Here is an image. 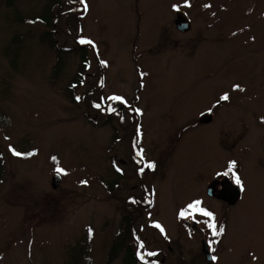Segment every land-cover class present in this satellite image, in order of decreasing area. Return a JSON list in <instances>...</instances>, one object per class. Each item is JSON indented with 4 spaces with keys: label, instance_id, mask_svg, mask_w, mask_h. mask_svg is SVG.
<instances>
[{
    "label": "rangeland",
    "instance_id": "obj_1",
    "mask_svg": "<svg viewBox=\"0 0 264 264\" xmlns=\"http://www.w3.org/2000/svg\"><path fill=\"white\" fill-rule=\"evenodd\" d=\"M85 3L86 11L79 0L63 3L54 29L57 45H95H84L88 65L72 102L68 84L79 55L64 52L54 74V50L41 39L48 28L12 21L14 13L40 14L45 0H0V109L8 117L0 126V264H106L126 198L142 199L146 187L153 201L133 223L144 245L138 241L139 258L209 264L201 252L206 238L187 229L193 220L207 224L188 208L200 201L217 230L224 227L210 239L217 241L209 249L214 264H264V0ZM174 8L190 18L187 32L174 28ZM14 34L24 35L15 67L3 51ZM93 91L103 111L90 106ZM112 102L129 122H107ZM206 110L213 119L199 123ZM13 147L26 156H14ZM233 161L244 192L229 206L205 188ZM55 173L60 183L52 188ZM102 180L116 182L110 189Z\"/></svg>",
    "mask_w": 264,
    "mask_h": 264
},
{
    "label": "trees",
    "instance_id": "obj_2",
    "mask_svg": "<svg viewBox=\"0 0 264 264\" xmlns=\"http://www.w3.org/2000/svg\"><path fill=\"white\" fill-rule=\"evenodd\" d=\"M67 0H45V5L43 7V10L40 14L36 16H21L20 14L14 13L15 18L12 20L17 23H22L24 21H32L35 22L39 20L41 23H43L47 28L48 31L41 33V39L45 42L49 43V46L54 50L56 59H57V64L54 67V74H58L60 71V66H61V55L64 52H74L79 55L80 63L79 67L75 73V75L69 80L68 88L70 89L69 95L71 96V101L75 102V92L74 89L76 86L81 84L84 79V75L86 74L85 71L87 69V55H86V47L84 45H77L75 44L72 47L65 48L63 46L57 45L56 41L54 39V29H56V19L58 17L57 12L60 11V8L62 7L63 3H65ZM7 5L12 6V0H7ZM61 12V11H60ZM63 13H68L67 11H63ZM24 41V35L22 34H14L11 38V45L6 46L4 48V53L10 58V63L13 67L16 66L17 63V58L19 56V51L21 44H23ZM77 41V40H76ZM97 91H93L89 94V98H91L90 106L95 107V103H99L98 99L97 101H93L95 99V94ZM112 108H115L117 112L111 114L109 113L108 109L103 112V114L106 116V120L108 123L111 121V117H116L118 118L117 120L119 123L124 125L126 122H129V117L126 115L127 113L122 114L121 110H119L120 105L116 104L115 102L111 103ZM101 106V105H100ZM96 111L102 110L103 107L97 108L95 107ZM8 117L7 114L0 109V126H3L7 123ZM90 122H92V119L88 118ZM89 122V123H90ZM129 131V130H127ZM125 130V132L127 133ZM16 151L20 152L22 156H26L25 150H19L18 148L13 147ZM1 157V153H0ZM2 176H3V162L0 160V182L2 181ZM103 184L105 187H110V189L113 187L114 183L116 181H103ZM145 194V204L149 203V197H153V190L149 187H146L144 190ZM126 208L129 210H133V212L128 213L125 211V214L123 216L121 224L124 225L121 227V230L118 236L114 239L113 242H111V245L109 247L108 253H107V258H106V264H111L115 258L119 255L121 252L124 256H122V263L123 264H148L142 261L138 254H139V248L137 247L138 243V237L136 234V231L134 229V219H135V214L137 213L136 209L139 206V203L137 204L134 199H128ZM150 206V205H149ZM136 236V238H135ZM157 264H160V262H157Z\"/></svg>",
    "mask_w": 264,
    "mask_h": 264
},
{
    "label": "snow or ice",
    "instance_id": "obj_3",
    "mask_svg": "<svg viewBox=\"0 0 264 264\" xmlns=\"http://www.w3.org/2000/svg\"><path fill=\"white\" fill-rule=\"evenodd\" d=\"M79 2L82 3V4H84L85 11H86L88 6L85 3V0H79ZM206 7H208V6L206 5ZM176 10L179 11L178 8H176ZM78 42L80 44H89V45H92L93 47H95L94 43L91 40H88V39H80ZM101 64L104 65V66H106V62H104V61H101ZM143 75H145V74H142V77H143ZM237 87H239V86H237ZM76 99L79 100L80 98L77 97ZM108 99H110L112 101L120 102V103H125L124 99L122 97H120V96H112V97H109ZM228 99H229V96L227 94H225V95H223V96L220 97V100H223V101H227ZM95 107L100 108L101 106L99 104H97V105H95ZM108 111L109 112H113V113L117 112V110L115 108H112L111 106H109ZM135 111L137 112V114H142L140 112V109H136ZM137 133H138V135L140 134L139 133V129H137ZM9 150L12 152V154L14 156L19 157V156L22 155L20 152L16 151L15 149L10 148ZM28 155H34V153H29ZM136 155L140 158L137 161V163L138 164H142L143 163V149H140L136 153ZM53 159H55V158H53ZM145 167L148 168V169H153L154 170L155 167H156V165L154 163H148V164L145 165ZM236 167H237L236 162L235 161L231 162L229 164V166H228V170L226 172H224L223 175L224 176H227L229 173H232V176H233V178L235 180V183L237 185H240L241 186V189L243 190V185H242V182H241V178L238 175H236V172L234 171L236 169ZM56 171L58 173H60V172L63 171V169L57 168ZM139 171H140V173H143L144 168H140ZM84 183H87V182L85 181ZM200 204H201L200 201H195L193 204H190L188 206V208L190 210H192L190 214H193L194 215L196 212H199L201 215H203L205 217H208V221L206 222L208 229L211 230V233H212V236L213 237H219L220 235L223 234L224 227L223 226H220L219 227V230H217V224L215 222L214 214L212 212H210V211H207V210L201 208L200 207ZM180 217L181 218H187L185 212H183V211L180 213ZM155 227L158 228L162 233L164 232V229L159 224H156ZM91 235H92V230L89 229V236L91 237ZM216 242L217 241H212V243H216ZM143 246L144 245L141 243L140 244V247L143 248ZM147 255L148 256H155V255H157V253L148 252ZM140 259L143 260L144 259V256L142 255L140 257ZM215 259H216V257L213 256V260H215ZM153 264H156V262L153 261Z\"/></svg>",
    "mask_w": 264,
    "mask_h": 264
},
{
    "label": "flooded vegetation",
    "instance_id": "obj_4",
    "mask_svg": "<svg viewBox=\"0 0 264 264\" xmlns=\"http://www.w3.org/2000/svg\"><path fill=\"white\" fill-rule=\"evenodd\" d=\"M174 21H175V18H174ZM174 28L175 29H177L176 28V25H175V22H174ZM216 106H218V104L216 103ZM213 113V112H212ZM199 116V115H198ZM235 172H236V170H234ZM224 172H226V170H220V171H218L217 173H215V175L210 179V180H208L207 182L209 183L210 181H212V180H217V183H216V185H215V190H216V194L217 195H215V196H213V197H211V198H213V199H216V200H218V201H220V202H222V203H224V204H227V205H229L227 202H225V201H223V200H221L219 197H218V195H220V193H221V190L222 189H226L227 187L226 186H229L230 185V182H232V183H234V184H236L235 183V180H234V178H233V176H232V173H229L227 176H224L223 175V173ZM236 175H237V172H236ZM207 183V184H208ZM207 184H206V186H207ZM205 190H206V188H205ZM143 192H144V189H143ZM243 192H244V189H243V191H242V194H243ZM150 199H149V203L148 204H145L144 203V201H145V194H143V198L141 199V198H135L134 196H128V198H126V201H128V199H134L135 200V202L138 204L139 203V206L140 207H138L136 210H138V211H140V213H137V214H135V218L136 217H138L139 215H141L142 214V212H143V209L144 210H146L148 207H149V205H151V202H152V198L150 197V196H148ZM229 206H233V205H229ZM134 211V209L133 210H127V212L128 213H130V212H133ZM122 219H123V217L121 218V220H120V222H119V224H121V222H122ZM188 228V230H189V234L191 233V235H189V236H194L195 234H199V235H203L205 238H206V240L205 239H203V238H201V241L200 242H202V240H205L206 242H207V244H208V248L209 249H211V245H212V242H211V240L210 239H212V233H210L209 232V230L210 229H208V227H207V224H198V222L196 221V220H193L190 224H188V226H187ZM120 230H121V227L119 226V228H118V230H117V233L112 237V242L114 241V239L118 236L117 234H119V232H120ZM199 231H201V233L199 232ZM159 232H160V234H162V232L159 230ZM209 232V233H208ZM169 239H171V237L169 236ZM109 250V249H108ZM210 251V253H211V250H209ZM122 256H124L123 254H122ZM158 258V257H157ZM205 258V257H204ZM161 259H162V257L160 258V264L162 263L161 262ZM216 260V259H215ZM215 260H213V256L211 255V258L210 259H208L207 261H208V263L209 264H214V261ZM145 263H148L146 260H143ZM216 263V262H215ZM149 264V263H148Z\"/></svg>",
    "mask_w": 264,
    "mask_h": 264
},
{
    "label": "water",
    "instance_id": "obj_5",
    "mask_svg": "<svg viewBox=\"0 0 264 264\" xmlns=\"http://www.w3.org/2000/svg\"><path fill=\"white\" fill-rule=\"evenodd\" d=\"M175 25L177 29L182 32H186L190 29V20L184 11L176 10ZM211 119H212L211 112H205L201 114L199 118L200 122H209L211 121ZM59 183H60V176L58 174H54L51 180V187L56 188L59 185ZM216 183H217L216 179L208 183L207 188H206V192L208 195L210 196L217 195L216 190H215ZM226 187L227 188L225 190L224 189L221 190V193L220 195H218V197L229 204L236 203L237 200L241 198V194H242L241 186L230 182V185ZM201 251L207 259L211 257L208 251L207 243L204 240H202L201 242Z\"/></svg>",
    "mask_w": 264,
    "mask_h": 264
},
{
    "label": "bare ground",
    "instance_id": "obj_6",
    "mask_svg": "<svg viewBox=\"0 0 264 264\" xmlns=\"http://www.w3.org/2000/svg\"><path fill=\"white\" fill-rule=\"evenodd\" d=\"M175 19H176V12H175ZM175 22V21H174ZM177 28V27H176ZM177 31H179L178 29H176ZM179 32H182V31H179ZM99 85V84H98ZM55 174H58V173H55ZM59 175V174H58ZM60 176V175H59ZM52 180V179H51ZM152 201H153V197H152ZM152 203V202H151ZM111 245V244H110ZM122 257V253L120 252L119 255L115 258V259H118L119 257ZM218 260V259H217Z\"/></svg>",
    "mask_w": 264,
    "mask_h": 264
}]
</instances>
